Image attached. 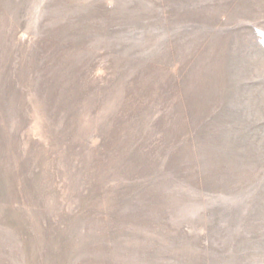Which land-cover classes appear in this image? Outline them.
<instances>
[{"label":"rangeland","instance_id":"374dc122","mask_svg":"<svg viewBox=\"0 0 264 264\" xmlns=\"http://www.w3.org/2000/svg\"><path fill=\"white\" fill-rule=\"evenodd\" d=\"M0 256L264 264V0H0Z\"/></svg>","mask_w":264,"mask_h":264},{"label":"bare ground","instance_id":"6f19581e","mask_svg":"<svg viewBox=\"0 0 264 264\" xmlns=\"http://www.w3.org/2000/svg\"><path fill=\"white\" fill-rule=\"evenodd\" d=\"M9 254L11 255V252H12V249L11 250H9ZM13 253V252H12ZM7 262V260L4 258L3 259V257L2 256H0V264H3V263H6ZM10 264H12V262L10 261Z\"/></svg>","mask_w":264,"mask_h":264}]
</instances>
